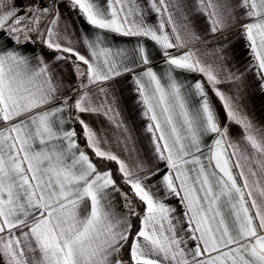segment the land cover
<instances>
[{"label":"snow or ice","instance_id":"snow-or-ice-1","mask_svg":"<svg viewBox=\"0 0 264 264\" xmlns=\"http://www.w3.org/2000/svg\"><path fill=\"white\" fill-rule=\"evenodd\" d=\"M257 94L264 0H0V264H264Z\"/></svg>","mask_w":264,"mask_h":264},{"label":"crops","instance_id":"crops-1","mask_svg":"<svg viewBox=\"0 0 264 264\" xmlns=\"http://www.w3.org/2000/svg\"><path fill=\"white\" fill-rule=\"evenodd\" d=\"M127 85H125V100H128V93H127ZM249 109L252 112V114L257 118L260 119L262 116V113H264V97L257 95H253L249 101H248ZM172 204H176V201H170Z\"/></svg>","mask_w":264,"mask_h":264}]
</instances>
